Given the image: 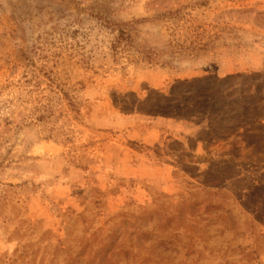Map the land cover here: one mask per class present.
<instances>
[{
    "label": "rangeland",
    "instance_id": "1",
    "mask_svg": "<svg viewBox=\"0 0 264 264\" xmlns=\"http://www.w3.org/2000/svg\"><path fill=\"white\" fill-rule=\"evenodd\" d=\"M0 264H264V0H0Z\"/></svg>",
    "mask_w": 264,
    "mask_h": 264
}]
</instances>
